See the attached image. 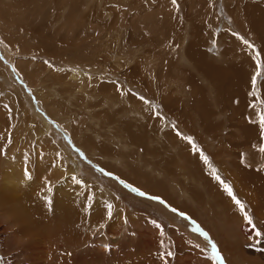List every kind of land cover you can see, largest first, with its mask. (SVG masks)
<instances>
[{
  "label": "rangeland",
  "instance_id": "374dc122",
  "mask_svg": "<svg viewBox=\"0 0 264 264\" xmlns=\"http://www.w3.org/2000/svg\"><path fill=\"white\" fill-rule=\"evenodd\" d=\"M4 1L5 0L2 1L3 3L0 2V7L2 8L0 9V13L3 14V16L0 14V26L3 28L0 30V62L3 66L5 65L4 67H8V64L14 69L10 68L12 70L8 71L6 68L0 67V75H9L8 80H6L4 75L0 77V171L6 166L11 165L10 152L12 148L14 149L15 142L19 141L18 146L20 150H16L14 157L20 158L21 151L25 150L27 152L29 148L28 153L30 157L32 156L29 162L32 171V179L27 178V181L28 185H33L35 183L34 193L27 189V191H22V187L19 193V187L18 191L11 193V195L13 196L14 194L13 197L16 201L18 199L24 200L29 197L37 200L40 199L41 196L43 199L41 205L44 209V213L47 214V212H49L47 205H53V199L51 198L54 196L53 192L55 191L56 193L58 188L63 186L65 182L75 180V182L79 181L82 183L86 189L82 195L86 196L89 201H95L93 205L86 206V210H82L81 208L82 211H86L88 217L98 212V209H108L109 205L115 207L116 216L113 220L107 222L104 227H100L98 233L94 235H89L91 230L89 229V226H91L90 220V224L89 221H87L89 226L85 224L86 221L80 223L76 222L74 225L71 224L72 227L77 225L72 232H70V227L67 224H63V221L61 225L55 223L52 226L60 233L71 235V237L77 236L75 231H80L78 235L80 236L81 230H84V238H87L78 237L75 245H72V240L70 238H68L70 241L64 240L52 229L48 228L47 230V225H44L45 230L48 231L47 235L51 237L50 244L47 241V245H51L48 249L50 251L48 253V250L45 249L48 246H43L44 250L42 249L43 253L40 257L41 259L39 258V260H33V263H29L30 251L28 247L30 241H28L24 235H15L18 226L15 225L9 215L5 216V214L2 213L3 209L0 208V213L2 214H0V264H48L51 259L53 261L52 264H62L64 260L67 261L68 264H73V262L77 264H264V258L261 256L262 254L264 255V223L260 222L259 227L256 228V231L258 230L261 232V236L256 237L255 233H251L249 235L250 239L244 237L243 241L240 239V232L236 230L237 226L234 227L229 225L230 229H227L226 234L228 235L230 233L233 235L235 233L233 235L234 238L231 241L227 238H225L226 240L223 239L221 246L219 245L220 243H218L219 247H216L220 253L221 261H217L212 258V244L207 243L204 238L205 233L207 234L209 231L213 233H218L219 231H215L216 224L213 222L211 225L212 227L214 226L215 230H210L209 227L206 228V226H209V219L206 211L210 210L206 208L207 206L205 205L209 204L207 200L203 197L198 198L199 194H197L196 198L204 203V207H198V211L194 208L191 212H185L181 206L176 208L163 196L158 194L154 195L149 192L150 195L163 198L171 207L189 215L192 220L199 225L189 220V222H186L180 215L168 210L166 205H161L155 200L140 197L128 187L122 185L117 179H123L131 184L134 182L133 185L139 183L133 175L128 176L129 174L124 171L123 168L119 169L116 164L103 161L104 157H109L103 154L106 147L108 145H114V140H112L111 135H109L104 128L105 125L108 127L104 119V111L109 110L116 120L120 119L119 124L116 122L114 124L115 129L119 130V133L125 134V131H138L137 129H139L136 127V125L138 126L139 124H136L134 119L129 116L128 109L124 111V113H126L121 120L117 114L119 109L116 107L117 104L110 105L102 103V99L97 92L106 81V86H115L114 91L113 88L110 87V92L112 96H114V99L116 98L117 101L122 100L118 105L124 107V105L127 104L124 103L125 101L128 103L129 101L131 103L143 102L148 105L149 109L153 111L156 120L158 119L159 121H163L164 124L169 125V127L162 129L164 131L161 135L162 140H166V138L169 137V133H171L175 138L187 143L192 151L194 143L199 147L203 155L208 157L211 168L214 167V164L212 165V163H215L212 160L214 156L213 153L215 151L216 153L222 151L219 147L225 144V138L228 133L231 132L229 121L225 122L229 118V113L219 114V120L221 116L220 121H222L221 123H225V125L221 132L214 135L218 140H212V138H207L206 134L198 131L202 126L198 125L199 128L194 131L195 128H193L192 124H189V121H186V123L188 122L187 124L189 126L187 125V127L189 129L190 127L193 128L191 130L184 129L183 127L181 128L178 121L170 123L163 110V103L160 100L163 96L169 94L171 95L170 100L172 102L174 100L173 103L177 104L183 101L180 99L181 96H178L179 93H181L180 91L176 93L172 91V89H165L163 83L172 85V78H174L176 79L175 83L177 87L183 84L184 75L189 67L180 61L183 49L177 45L181 44L180 40L189 38L187 37L189 34L190 40L184 44V47H188L194 41L192 35L194 26H200L204 29L203 32L207 35L204 38L203 51L209 56V59L213 58L219 65H224L226 68L231 67V65L227 63L225 54L229 48V44H233L236 49L240 47L246 49L255 62V66L252 67L249 75L251 74V76H253L256 71L261 72V76L257 77V88L252 89L250 85L252 90L250 89L249 92H251L250 95L252 99L259 107L258 112H264V98L262 97V92L264 90V82H262L264 81V54L260 46L257 45V38L253 36V34L249 37L246 36L239 25L235 23L236 21L234 22L233 19H231L230 11L236 10L237 0H177L175 5L172 3V0H125L127 2L124 0H92V2L91 0H16L15 2L17 3L13 1L15 4L12 2L6 3V1ZM248 2L252 1H241V11L244 12L243 14L248 10V8L245 9V5ZM263 2L264 0H255V3H259L260 6H264ZM91 5L92 7H89ZM261 8L264 10V7ZM117 9L120 10L118 11ZM2 10L4 11L2 12ZM108 11L109 13L112 12L110 16L112 18L105 15V12ZM115 18H117V20ZM247 20L248 19H246V21ZM247 23L248 26L249 21ZM2 25H7L8 28ZM76 25L79 29L76 28ZM72 26L74 29H72ZM113 28H117L118 31L121 32L117 33V29L113 31ZM4 29H6L5 32ZM126 30L128 31L126 32ZM111 32L113 35L110 34ZM114 32L119 35H116ZM114 35L116 36L114 37ZM132 35H134V38ZM136 35H138V37ZM214 36L216 38L211 40ZM252 36L255 37L256 40H254ZM111 37L114 38L112 39ZM240 37L247 39L254 45V48L247 47ZM52 38L54 40H52ZM136 39L137 43L135 42ZM114 40L116 42L118 41L117 43L121 42L122 45L120 43L117 44ZM217 40L221 41L220 45ZM45 41L46 43H44ZM53 41L55 42L53 43ZM11 43L13 44L11 45ZM48 43L51 45H48ZM140 44L141 46H139ZM41 45L45 48L43 49ZM13 46L15 48H13ZM31 46L35 49H32ZM76 47H78L79 50ZM75 48L76 50H74ZM256 52L260 53L259 59L261 63L259 67H257L256 64ZM46 53L49 54V57ZM169 54H173L174 57H169ZM121 57H123V59ZM119 58H121V61ZM113 60L117 62L119 60V63L121 62L123 66L126 67L116 69ZM168 60H173V65L175 64L174 69L171 68V70L169 69L170 71L166 68L168 66ZM163 62L164 65L162 68L161 64H163ZM130 64L131 66H129ZM51 65L54 68H52ZM135 66L138 70L141 69V75L137 77L125 75V72L129 68L132 69ZM232 67L234 68V66ZM190 69L191 68H189V70ZM30 70L37 75L32 74ZM75 71L82 77L76 80L78 84L73 83L71 80V75ZM163 76L168 77L169 81H162L161 79L164 78ZM197 76L198 74H196V77ZM137 78L143 81L140 82ZM132 79L134 81H132ZM197 79L200 83H203L200 77H197ZM96 80L98 82L97 84ZM7 81L9 82L7 83ZM171 88L173 87L171 86ZM158 91H162L163 95H156ZM253 91L257 93L256 96H253ZM23 93H25L26 97H23ZM141 97L144 99L142 100ZM185 105L186 104H184V106ZM111 107L112 109H110ZM130 107L129 105V108ZM28 117L33 118L34 122ZM91 117L95 118V122H101L102 131L96 129L95 124L97 123L93 122L92 124V122H90ZM110 118L112 120L111 116ZM258 121L257 119L256 122L258 123ZM173 125H175V128H173ZM39 128L43 129L41 142V146L45 149L43 154L36 151V141L33 137L34 133ZM83 129H90L94 135L99 134V137L94 139L97 142V149L94 150V157L90 154L92 152L91 147H88L86 143L81 144L78 138H76L79 134L82 136ZM177 130L182 134L181 136L176 134ZM190 131L198 133L199 136L203 135L205 140L207 139V142L210 140L209 144L211 147L204 145V140L200 142ZM66 133L68 136H66ZM158 133L159 132L156 131L151 134L157 138ZM71 136L74 137L72 142L70 140ZM183 136L191 137L192 143L183 139ZM65 137H68V141L65 140ZM62 145H65L66 148ZM261 148L264 147L260 146L257 149V154H260L259 160L256 158H252V160L254 159L253 162L256 161L255 164H260L259 167L256 168L260 169V166H262L261 171L264 173V151H261ZM47 149L51 153H54V150H56L58 157L64 161L61 164H57L59 172H57L58 177L54 181H52L50 177L48 178V173L50 174V171L56 166V163H53L50 159ZM132 149L137 152H134L135 156L130 158L132 166L137 165V167L145 168L148 164H151L149 161L150 157L148 156L146 159H139L138 153L142 154V151H139L138 146H134ZM116 150H118L117 146ZM82 153H85L86 156H83ZM116 153L118 156L120 155L119 151ZM40 154L42 155L41 157H39ZM121 154H123V152H121ZM193 154L198 157L202 164L204 163L199 152L193 151ZM247 156L249 159L246 158ZM247 156L245 160L250 162V154H247ZM163 162H165V160H163ZM75 163H77V167ZM153 163L155 165L160 164L157 160ZM188 163L187 161V164ZM79 164L80 166H78ZM181 165L183 166L182 163ZM204 165L207 176H209L213 182L220 183V181L216 180L211 174L209 165L205 163ZM222 166H224V163ZM71 167L75 168L77 171L73 172L74 174L65 176L66 170L68 172ZM249 168L253 169L252 167ZM214 169H216V173L221 177V180L231 186L230 179H227L228 177L225 175L227 173L222 171L223 168L214 167ZM141 170L143 171V169ZM175 172H177L178 176L179 173L183 175L182 171L180 172L179 169L172 171L168 179L173 183H165L169 188L175 187L177 181L173 176ZM107 173H109L110 176ZM140 178L138 180L142 186L145 181L143 178H141L142 180ZM131 179L133 180L131 181ZM178 180H182L180 176ZM109 182L113 183L116 189L112 188ZM137 184H135V186H137ZM188 184L193 183L191 181L187 183V179L184 178V186L186 189L189 186ZM3 185L9 186L5 182H2L0 183V188ZM10 185L14 191H16L14 182ZM221 185L224 186V184ZM89 186L90 189L87 190ZM52 188H54V190ZM231 188L233 195L245 205L248 215L250 214L249 216L254 221L257 217L250 211L252 207L251 204L248 203L247 206L243 197L240 196L232 186ZM71 191L74 193L73 190ZM155 192L162 194L161 191L155 190ZM21 193L22 195L28 193L29 196L24 198ZM102 193L106 194L105 198L101 197ZM128 195L136 198L138 201L128 205L126 202V197ZM227 198L235 205L236 210L234 211L238 215L237 208L239 205L235 203V200L229 194H227ZM91 201L90 203H92ZM122 205L127 206L128 212L124 210ZM33 211L34 213H32V216L36 215L37 212L35 210ZM198 212L201 213V216ZM211 212L216 213L217 220L215 222L218 223L219 228L221 223H223L221 220L224 216L221 215V213L223 214L224 211L215 207ZM76 213L79 212L76 210ZM128 213L133 216L134 222L129 223ZM52 214L56 218V213ZM170 214L176 215V217L181 220V224L179 220V223L175 222L176 220H174ZM196 215L202 222L195 219ZM74 216L75 213L69 212V218L66 219L63 215V219L69 223L70 219H73ZM39 220L40 222L42 221L41 218H39ZM120 221L123 224L122 227ZM153 221H155L156 224H153ZM136 223L140 225L138 226ZM82 224L85 226L87 225V229L89 230L84 228L85 226ZM156 225H160V227L158 228ZM108 227L111 228L112 233H108ZM198 228L200 231H197ZM49 231H53L54 234ZM87 231H89V234ZM161 231H163L165 235L161 236ZM223 231L221 230L219 233ZM18 235L21 236V238ZM111 235H120L121 238L113 240L110 238ZM207 235L210 236V233ZM235 237H239V239ZM211 239L212 241L214 240L212 237ZM80 240L84 241V243H78ZM237 240L240 242L237 243ZM160 241H163L166 247L161 246ZM222 244L228 247L224 248ZM243 246L246 248H243ZM231 247L232 249L235 248V250L240 251H233L234 249L230 251ZM226 248L228 251H226ZM44 251H46L47 254H44ZM168 251H171L173 255L167 256L166 253ZM52 252H54L55 255L52 256ZM231 252H233V254ZM32 255L37 258L40 256L39 254ZM229 257L232 258L230 259ZM232 261L234 262L232 263Z\"/></svg>",
  "mask_w": 264,
  "mask_h": 264
},
{
  "label": "bare ground",
  "instance_id": "6f19581e",
  "mask_svg": "<svg viewBox=\"0 0 264 264\" xmlns=\"http://www.w3.org/2000/svg\"><path fill=\"white\" fill-rule=\"evenodd\" d=\"M2 1H0V2L3 3ZM5 1H6V3H11V2L13 4L17 3V2H15L16 0H5ZM107 1H109V0H107ZM127 1H125V2H127ZM241 1L237 0L238 3L236 6V10L235 9L234 10L230 9L231 11L229 10L231 12L230 13V16L232 17L231 19H233L234 22L236 21L235 23L237 25H239L242 32L246 36L249 37V36H251V34H253V36H255L257 38V40H258L257 43L260 46V49L262 50V52L264 54V10H263V8H261L264 6H260L259 3H255V0H251L252 2H248L245 5V9L248 8V10L245 11V14H243L244 12L241 11V8H242L241 7ZM91 2H92V0H91ZM89 7H92V5ZM0 9H2V8L0 7ZM3 11L4 10H2V12ZM112 12H113V10H112ZM112 12H110V13H109V11L105 12V15L108 16L109 18H112V17H110L112 15L111 14ZM1 15L3 16V14H1ZM7 17H8V15H7ZM243 17H245L248 20L246 21V19ZM115 19L117 20V18H115ZM248 21H249V25L247 26ZM131 23H133V22H131ZM72 24H74V23H72ZM2 26L6 27L7 25L6 26L2 25ZM219 26H221V25H219ZM7 28H8V26H7ZM76 28H78V26ZM249 28H250L251 32H250ZM1 29H3V28H1V26H0V30ZM72 29H74L73 26H72ZM113 29L112 30L115 31V29H117V28H113ZM5 30L6 29H4V32H5ZM127 31L128 30H126V32ZM203 31H204V29L201 28L200 26H194V30L192 33V35L194 37V41L188 47H184V44L190 40V34H189L187 36L189 38H186L185 40H180L181 44L177 45L183 49V54H182V56H180L181 57L180 61H182L189 68H191L190 70L188 68V70L186 71L184 78H183V84L180 85L179 87H177L176 83H175L176 79H174V78H172V82H173L172 85H169L167 83H163V86L165 89H172V91H175L176 93L178 91H180L181 93H179L178 96H181L180 99L183 101L175 104V103H173L174 100H173V102L170 100L171 95H169V94L163 96V98H162L163 100L162 99H160V100L163 103V110L165 111V113L168 117V121L170 123H172L174 121H178L179 126H181V128L183 127L184 129H187V130H191V129L195 128L194 131L197 130L199 128V126H202V127H200L201 129H199L198 131L206 134L207 138L208 137L212 138V140H218V139H216L217 137L214 135H216L218 132H221L223 130V126L225 125V123H221L222 121H220L221 116H220V120H219V117H218L219 114H225L226 112L229 113V118L225 122L229 121L228 123L230 125L229 127H230L231 132L228 131L229 132L228 135L226 136V138L224 137L226 139L225 144H223L221 147H219V149L221 148L222 151L218 152L219 154L216 153V151L214 153L212 152L214 155L212 160L215 162V163H212V165L214 164V167H216V168H219V167L223 168L222 171H224V173H227L225 175H226V177H228L227 179H230L231 186L234 188V190L240 196L243 197V199L245 200V204L247 206H248V203L251 204L252 207L250 208V211H252L255 214V216L257 217L253 221V223L255 222L254 223L256 226L255 228H253L252 225H250L248 223V220L244 215V212H247V214H248V211L245 209V207H244V211H241L240 207L238 206V208H237L238 215H237V213L234 211V210H236L235 205L232 203V201H230L227 198L228 192L225 190V187L218 182H213L210 179V177L207 176L206 171H205L206 168L204 167L205 166L204 163L202 164L199 161L198 157L194 156L193 151L188 147L187 143L183 142L182 140H179L178 138H175L174 135H172L171 133H169V137H167L166 140H162L161 135H162V133H164V131L162 129L169 127V125L164 124L163 121H159L158 119H157L158 120L157 121L153 115V111L151 109H149L148 105L144 104L143 102L131 103L129 101V103H128L127 101H125V102L123 101L124 103H127V104L124 105V107L123 106L121 107L120 105H118V103H120L122 100L117 101L116 98L114 99V96H112V93L110 92V87H112L113 91H114L115 86H113V85L106 86L105 85L106 81L104 84H102V86H101L102 88H99L100 90L97 93H99L98 95L102 99L103 104H110V105L117 104L116 107L119 108L117 114L121 118V120L126 113V112L124 113V111L126 109H128L129 110V116L132 119H134L136 124L140 125V126L136 125V127L139 128V129H137L138 131L127 132L124 130L125 134L124 133L121 134V133H119V130L115 129V126H114L115 122L119 124L120 119L116 120L114 118V116L109 112V110L104 111V119H105V122L108 124V127L105 125L104 128L106 129L107 133L109 135H111L112 140H114V142H113L114 147L112 145H108L106 147V149L104 150L105 152L103 154H105L109 157H104L103 161L112 162V164H116V166L119 169L123 168V170L129 174V175L127 174L128 176L133 175L134 177H136L135 179L139 184L135 183V184H137V186H135V184L133 185L134 182L131 184L128 181H125L123 179H117V180L122 185L128 187L132 192L139 195L140 197H144L145 199L147 198V199L155 200V199L151 198L153 196L150 195V193H152L154 195L158 194L160 196H163L165 199H167L176 208L181 206L185 212H191V211H193L194 208H196V210H197L198 207L204 205L203 202H200L196 198L197 197L196 195L199 194L198 198L203 197L209 203L208 205L205 204L207 206L206 208L210 209V210L206 211V214H208L207 216H208V219L210 221V222L208 221L209 226H206V228L209 227L210 230H212V229L215 230V228H216L215 231H218V230L223 231L224 230L222 233H219V231H218V233H216L217 236L215 234H213L212 231H209L210 236L205 235V237H204L205 241L209 244H213L214 242H216L217 244L216 243H214V244L217 247H219V245L221 246V242L223 239L227 238L231 241L234 238L233 235L235 233L233 235H231L230 233L228 235L226 234L227 229H230L229 225H232L234 227L237 226L236 230L240 232V239L243 241L244 237L246 239L247 238L250 239L249 235L251 233L256 234V228L259 227L260 222L264 223V173L261 171L262 166H260V169L256 168V167H259L260 164H257V163L255 164L256 161L253 162L254 159L252 160V158H256L259 160L260 154H257V149L260 146L264 147V130L259 127V121H258V123L256 122L257 119L259 120V114H260V112H258L259 107H258L257 103L252 99V97L250 95L251 92H249L251 89L250 88V85H251L250 78L252 77L251 74L249 75V73L251 72L252 67L255 66L254 59L252 57H250V55L248 54V52L246 51L245 48L240 47L239 49H236L233 44H229V48L225 52V54H226V58H227V63L229 65H231V67L226 68L224 65L217 64L213 58L209 59V56H207V54L203 51L204 38L207 35ZM112 32L110 34L113 35ZM116 32L119 33L121 31H118V29H117ZM69 33H71V32H69ZM116 35H119V34H116ZM116 35H114V37ZM123 35L125 36L124 32H123ZM132 36L134 38V35H132ZM136 36L138 37V35H136ZM255 37H253L254 40H256ZM215 38L216 37L214 36L211 38V40L215 39ZM52 40H54V39L52 38ZM126 40H128V39H126ZM136 41H137V39L135 40V42ZM217 41H218V44L220 45L221 41L220 40H217ZM42 42H43V40H42ZM54 42L55 41H53V43ZM148 42H149V40H148ZM44 43H46V41ZM119 43L121 44V42H119ZM119 43H117V44H119ZM12 44L13 43H11V45ZM49 44L50 43H48V45ZM51 44H52V42H51ZM48 45H46V46H48ZM65 45L66 44L64 43V46ZM134 45H136V44H134ZM219 45H217V46H219ZM41 46L43 47V45H41ZM139 46H141V44ZM70 47H72V46H70ZM13 48H15V47L13 46ZM44 48L45 47H43V49ZM76 48L78 49V47H76ZM76 48L74 50H76ZM32 49H35V48L32 47ZM120 52H123V51H120ZM48 53H46V54H48ZM69 53H70V51H69ZM47 56L49 57V54ZM169 57H174V56H173V54L172 55L169 54ZM121 58L123 59V57H121ZM121 58H119L120 61H121ZM119 60H118V62L113 60V62L116 65V69L125 68L126 66H123V64L121 62L119 63ZM163 60H164V58H163ZM161 65H162L161 67L163 68L164 62ZM174 65H173V60H168V66L166 67L167 70H169V69L171 70V68L174 69ZM4 66L0 62V67L6 68V70H8V71L14 69L13 67H11L8 64H7V66L9 67V69H8V67H4ZM129 66H131V64ZM232 66H234V68ZM10 68H12V69H10ZM52 68H54V67L52 66ZM45 69H46V66H45ZM140 70H138L137 67L135 66L132 69L129 68L125 72V75H128L129 77H137L138 75H141ZM192 70H194V71H192ZM37 71H38V69H37ZM54 71H56V70H54ZM30 72H32V74H34V75H37L32 70H30ZM39 72H40V70H39ZM194 73L198 74L197 77H200L203 80V83L199 82V80L196 77V74H194ZM1 75L2 76L4 75L6 80H8L9 75L8 76L6 74H1ZM1 75H0V77H1ZM91 77H92V75H91ZM79 78H82V77H80L76 71L72 73L71 80L73 81V83L78 84V82L76 80ZM28 79H30V78H28ZM137 80H140V82L143 81V80L141 81V79H138V78H137ZM161 80L166 82V81H169V78L164 77ZM84 81L86 82L85 79H84ZM132 81H134V80L132 79ZM8 82L9 81H7V83ZM97 83L98 82L96 80V84ZM171 86L173 88H171ZM158 94L163 95L162 91H158L156 93V95H158ZM22 95H23V97H26L25 93H23ZM165 97H167V98H165ZM262 97H263V94H262ZM98 99H99V97H98ZM175 102H176V100H175ZM177 102H179V101H177ZM68 104H71V103H68ZM184 104H186V105L184 106ZM129 105L131 106L130 108H129ZM110 109H112V107ZM0 115H1V113H0ZM110 116L112 117V120H111ZM28 118L33 120V118H30V117H28ZM40 119H42V118H40ZM104 119H103V122H104ZM186 121H189V124H192L193 128L190 127V129H189L187 127L188 122L186 123ZM216 121H219V122H216ZM28 122H29V120H28ZM33 122H34V120H33ZM90 122H92V124H93V122H95V118L91 117ZM99 122L100 121L95 122L98 124V127H97V124H95L96 125L95 127H96V129H99L100 131H102L101 122L100 123ZM109 122H111V123H109ZM216 123H219V124H216ZM77 128H79V127H77ZM224 130H225V128H224ZM156 131L159 132L157 134L158 139L156 137L152 136V134H151V133H154ZM194 131H192V132L190 131V132L192 134H194L200 140V142H202L204 140L205 141L204 145L209 147L210 146V144H209L210 140L207 142L206 141L207 139L205 140V137L203 135L199 136L198 133H196ZM112 133H113V135H112ZM92 134H93V132L90 129H85V130L83 129L82 130V136H84V137H82L81 134H79V135L77 134L78 136L76 138H78V140L81 144L86 143L88 145V147H91L92 152L90 154L94 157L95 156L94 150L97 149V146H96L97 142L94 139H97L99 137V134H95V135L94 134L92 135ZM42 136H43V129H40V128L33 135V137L36 141V149H37L36 151L43 154L45 152V149L41 146ZM66 136H68L67 133H66ZM73 138L74 137L71 136V139H70L71 142H72ZM65 140L68 141V137H65ZM25 144H27V143H25ZM18 145H19V141H16L14 144V149L13 148L11 149V152H10L11 153L10 158L12 161L11 165L6 166L5 168H3V170L0 171V183L5 182L6 184L9 185V186L3 185L0 188V208L3 209L2 213H4L5 216L9 215L11 217V220L14 221L15 225L18 226L17 230L15 231V235H17V234L22 235V236L24 235L28 239V241H30V245L28 247V250L30 251V253H29L30 257L28 259L29 263H33V260H39V258L41 257V255L43 253V251H42V249L44 248L43 246H45V245H46L45 247L48 246L47 248H45L46 250H48L49 247H51V245H49L51 242V237L49 235H47L48 231L45 230L44 225H47V230H48V228H50L53 231H55L56 233H58L62 239L68 240V238H70L72 240L71 241L72 245H75L77 240H78V237H80V236L82 238L85 237V232H83L84 230L82 231L80 229L81 230L80 236H78L80 231H78V232L75 231L77 236L71 237V235H65L63 233H60L58 230L54 229L52 226L55 223H57L58 225H61L62 221H63V224H67L70 227V229H69L70 232H72L73 229L77 225L72 227L71 224L74 225L76 222L80 223V222H85V221H86L85 224H87L88 223L87 221L90 220L91 226H89L88 224L87 225L90 227V228L89 227L88 228L91 230H90V234H89V231H87V233L89 235H94V234L98 233V229H100V227L101 228L104 227L107 224V222L114 219V217L116 216L115 207H111L108 209H98L97 210L98 212H95V213H93L92 216L88 217L86 215V211L84 212L82 210H86V206L93 205L95 201L93 200L94 202H92L90 200L92 202V203H90V201L86 198V196L82 195L86 189L82 183H80L79 181L75 182V180H72L71 182H65V184L63 186L58 188L56 193H55V191L53 192L54 196L51 197L53 199V205H47V209L49 211V212H47V214L44 213V209L42 208L41 202L43 199L41 198V196H40V199H37V200L35 198L33 199L32 197H29V198L24 199V200L18 199L16 201V199L13 197L14 194L12 196L11 193L17 192L19 187H20L19 193H20L21 187H22V191L28 190V191H32L33 193L35 191V185H34L35 183L33 185H28L27 176H26V172L28 174L32 175L31 167L29 165V162H30L32 156L30 157V155L28 153V150H29V148H28L27 152L25 150L21 151L20 158L14 157V153L16 152V150H18V151L20 150V147ZM65 145H62V146L64 148H66ZM115 145L118 147V150H116ZM134 146H138L139 151H142V154L138 153L139 159L143 160L144 158L146 159L148 156V157H150L149 161L151 164H148L145 168L137 167V165L132 166V163L130 162V158L132 156L134 157L135 153H137V152L133 151V149H132ZM118 151L120 153L119 156L116 153ZM121 152H123V154H121ZM47 153H49L50 159L53 161V163H56V166L52 169V171H50V174L48 173V178L50 177L52 179V181H54L58 177L57 172H59V169L57 168V164H61L64 161L60 157H58L56 150H54V153H51L47 149ZM82 154H83V156H86L85 153H82ZM247 154H250V156H251L250 162H247L245 160V157L247 156ZM255 155H257V156H255ZM41 156L42 155L40 154L39 157H41ZM246 158L249 159L248 156ZM263 158H264V156H263ZM156 160L159 161L160 164L155 165L153 162H155ZM163 160H165V162H163ZM180 161L183 164V166L181 165ZM187 161L189 162L188 164H187ZM223 163H224V166H222ZM75 165L77 167V163H75ZM78 166H80V164ZM249 167H252L253 169H250ZM141 169H143V171ZM174 169L175 170L179 169L180 172L182 171L183 175L181 173H179V176L181 177L182 180L181 181L178 180L179 176L177 175V172H175L173 175L174 178L177 180L175 187L169 188L165 185V183L166 182H168L169 184L173 183L168 179V177L172 171H175ZM76 171L77 170L75 168L71 167L68 170V172L66 170L65 176L68 174H74L73 172H76ZM107 174L109 175V173H107ZM140 177L143 178L145 181L142 186L140 185V182L138 180ZM184 178L187 179V183H189L190 181L193 183V184H188L189 186L187 187V189L184 186ZM132 180L133 179H131V181ZM13 182H14V186H15L16 191H14V189L10 185ZM109 183L112 186V188L116 189V186L113 183H111V182H109ZM52 189L54 190V188H52ZM56 189H57V187H56ZM89 189H90V186L87 188V190H89ZM71 190H73L74 193H72ZM155 190L161 191L162 194H160L158 192L156 193ZM141 192H143L144 195H140ZM21 195H22V193H21ZM101 195H102L101 196L102 198L106 197L105 193H102ZM28 196H29L28 193H25L22 195V197H24V198L28 197ZM87 196H89V195H87ZM126 199H127L126 202L128 205L134 204L135 202L138 201L136 198H134L130 195H128L126 197ZM161 200L163 201V203H161ZM155 201L159 202L161 205H166L168 207V210L172 211L173 207H171L167 203V201H165L163 198H160V200H155ZM227 201H228V203H227ZM48 203H50V202H48ZM141 206H143V205H141ZM214 206L221 209L222 211H224L223 214L221 213V215L224 216L221 220V222H223V223H221L219 228H218V223L215 222L217 220V215L215 212H211L215 209ZM122 207L124 208L125 211H127L126 205H122ZM81 208H82V210H81ZM75 209L79 213H76ZM33 210H35L37 212H36V215L32 216V213H34ZM31 211H33V212H31ZM39 211H41L42 213ZM66 211H68V212H66ZM69 212L75 213V216L73 219H70V222L68 223L65 221V219H63V215L66 219H68L69 218ZM219 212H221V211H219ZM52 213H56V218ZM174 213L177 215H180L181 212L176 209V211ZM199 215L201 216V213H199ZM170 216L174 220H176L175 222H178V220H179L180 224H181V220L178 217H176V215L170 214ZM196 216H195V219L199 222H202L199 219V217L198 216L196 217ZM132 217L133 216L130 213H128L129 223L134 222ZM181 217L186 222L191 221L194 224H198L197 222L195 223V221H193L192 218L187 214H184ZM218 217H220V216H218ZM39 218L42 219L41 222H40ZM167 218H169V217H167ZM225 219H226V221H225ZM90 221H89V224H90ZM139 221H141V220H139ZM212 222L214 224H216L215 228H214V226L212 227V225H211ZM120 224L122 227L123 224L121 223V221H120ZM136 224H138V223H136ZM82 225H84V224H82ZM87 225L86 226L84 225L85 227L84 226L83 227L87 229ZM139 225L140 224H138V226ZM222 226L225 228H223ZM89 229H87V230H89ZM114 229L116 230L115 227H114ZM53 231H49V232H52L54 234ZM107 231H108V233H112V230L110 227H108ZM199 231H200V229H199ZM149 232H150V230H149ZM209 233H207V234H209ZM237 234H238V232H237ZM19 237L21 238V236H19ZM211 237L215 240V241L213 240L214 242L212 241ZM86 238H84V239H86ZM110 238H112L113 240H118L119 238H121V236L120 235H111ZM235 238L239 239V237H235ZM225 240H224V243H225ZM28 241H27V243H28ZM47 241L49 242L48 245H47ZM68 241H70V240H68ZM233 241H235V240H233ZM80 242L84 243V241H82V240H80L78 243H80ZM239 242L240 241H238L237 243H239ZM218 243H220V244L218 245ZM223 246H224V248L228 247L226 245H223ZM234 247H235V243H234ZM224 248H223V250H224ZM243 248H246V247L243 246ZM231 249H232V247L230 248V251H232L233 249H234L233 251H237V250H235V248H233L232 250ZM236 249H237V247H236ZM245 250H247V249H245ZM49 251L50 250H48V253H49ZM226 251H228V249ZM238 251H240V250H238ZM248 251H249V249H248ZM44 252H45L44 254H47L46 251H44ZM244 252H246V251H244ZM231 253L233 254V252H231ZM32 254H34V255L39 254L40 256L37 258L36 256H33ZM51 254H52V256L55 255L54 252H52ZM247 254H249V253H247ZM247 256H246V258H247ZM261 256L264 258L263 254ZM56 258H57V256H56ZM233 260H235V259H233ZM247 260H245V261H247ZM52 262L53 261L51 259V260H49L48 264H52ZM228 262H231V261H228ZM233 262L234 261H232V263ZM40 263H41V261H40ZM62 264H68V262L64 260V262ZM73 264H77V263L73 262ZM79 264H81V263H79Z\"/></svg>",
  "mask_w": 264,
  "mask_h": 264
},
{
  "label": "snow or ice",
  "instance_id": "6c2138e0",
  "mask_svg": "<svg viewBox=\"0 0 264 264\" xmlns=\"http://www.w3.org/2000/svg\"><path fill=\"white\" fill-rule=\"evenodd\" d=\"M172 3L175 5V4L177 3V0H172ZM234 35H235V34H234ZM240 39L243 41V43H244L247 47H249V48H254V45H252L247 39H244V37H240ZM259 57H260V53H259V52H256L255 59H256L257 67H259V66H260V63H261ZM260 76H261V72H260V71H256L255 74L250 78V83H251V86H252L253 89H256V88H257V77H260ZM262 82H264V81H262ZM252 94H253V96H256V95H257V93H256L255 91H253ZM141 99L143 100L144 98L141 97ZM157 115H159V114H157ZM161 118H163V117H161ZM259 127H260L261 129H264V112H261V113L259 114ZM173 128H175V125H173ZM176 134H177L178 136H181V135H182L178 130H177ZM183 139L188 140L190 143H192V138H191V137L183 136ZM193 151H194V152H199V153H200V157L204 160V163L209 165V167H210V169H211V174L215 177L216 180L220 181L221 184H224L225 190L228 192V194H229L230 196L233 197V199L235 200V203H236L237 205H239L241 211H244V207H245L244 204H243L239 199H236V197L233 195V192H232V188H231V186L228 185V184H226L223 180H221V177L216 173V169L211 168V164H210V162H209L208 157L205 156V155H203V153L200 151L199 147L196 146L194 143H193ZM261 151H264V148H261ZM26 176H27L28 179H32L31 175L28 174L27 172H26ZM140 195H144V193L141 192ZM151 198H152V199H155V200H160V197H158V196H153V197H151ZM161 203H163L162 200H161ZM111 207H112V206L109 205V208H111ZM172 211L175 212L176 209L173 208ZM109 214H110V213H109ZM180 215L183 216L184 213L181 212ZM244 215H245V217L247 218L248 223H249L250 225H252L253 228H255L256 226H255V224L253 223L252 218H251L250 216H248L247 212H244ZM153 224H156V222L153 221ZM156 226H157L158 228L160 227V225H156ZM197 231H199V229H197ZM160 235L163 236V235H165V233H164L163 231H161V232H160ZM205 235H207V234L205 233ZM256 236H257V237L261 236V232L257 230V231H256ZM160 243H161V246H165V247H166V245H164V242H163V241H160ZM109 250H110V249H109ZM166 255H167V256H172L173 253H172L171 251H168V252L166 253ZM212 258L215 259V260H217V261H221L220 253L218 252L217 247H216V245H215L214 243L212 244Z\"/></svg>",
  "mask_w": 264,
  "mask_h": 264
},
{
  "label": "crops",
  "instance_id": "0c3cea01",
  "mask_svg": "<svg viewBox=\"0 0 264 264\" xmlns=\"http://www.w3.org/2000/svg\"><path fill=\"white\" fill-rule=\"evenodd\" d=\"M254 41V40H253ZM257 45H258V43H257ZM261 52V51H260ZM261 54H262V52H261ZM263 92H264V90H263ZM262 92V94H263V98H264V93ZM261 103V102H260ZM213 234H215L216 236H217V234L216 233H213Z\"/></svg>",
  "mask_w": 264,
  "mask_h": 264
}]
</instances>
